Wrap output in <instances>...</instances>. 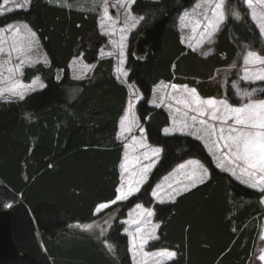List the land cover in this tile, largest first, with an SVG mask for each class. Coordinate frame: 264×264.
<instances>
[{"label":"trees","instance_id":"obj_1","mask_svg":"<svg viewBox=\"0 0 264 264\" xmlns=\"http://www.w3.org/2000/svg\"><path fill=\"white\" fill-rule=\"evenodd\" d=\"M191 3L136 0L132 5L143 20L130 34L128 79L143 95L137 110L148 139L165 148L166 156L141 191L117 206L120 218L137 203L152 206L150 191L156 178L188 157L198 158L208 164L210 178L173 202L155 205L160 227L151 247L176 252L165 264H252L263 193L213 166L199 141L164 135L168 113L150 105L153 87L161 80L190 85L204 97L224 95L239 103L217 71L232 64L238 43L258 47L259 35L247 14L240 21L228 18L215 52L203 58L187 49L175 27L176 16ZM165 15L170 20L158 49L136 56L137 37ZM13 21L26 22L37 32L50 66L28 69L31 77L42 76L44 89L22 100L0 102V211L8 205L13 209V237L20 250L17 258L0 264H129L122 224L116 221L113 226L117 260L93 235L74 231L75 225L95 218L98 204L116 198L120 182L123 144L117 133L127 88L114 77L112 58L99 60L87 80L72 79L69 70L71 59L86 49V39L100 35L98 13L69 8L57 0H32L28 9L0 16V26ZM75 86L80 91L74 96Z\"/></svg>","mask_w":264,"mask_h":264},{"label":"rangeland","instance_id":"obj_2","mask_svg":"<svg viewBox=\"0 0 264 264\" xmlns=\"http://www.w3.org/2000/svg\"><path fill=\"white\" fill-rule=\"evenodd\" d=\"M72 1L75 4H72ZM135 1L57 0L60 5L63 3L69 8L76 7L84 11H96L99 13L101 19L99 33L104 37V40L94 55H96V60L104 57L112 58L115 61L114 74L116 79L127 88L129 102L120 121L121 129L119 133V139L124 141L123 161L120 169V188L122 187L124 191H127L129 183L134 188H138L129 197L141 191L144 184L149 180L154 168L166 156L165 148L152 144L148 139L145 126L140 122L137 110L139 99L143 95L135 83L128 79L129 70L126 67V63L130 34L142 26L143 20V16L136 15L132 10V5ZM31 3L32 0H5L1 5L0 14L3 16L13 9H28ZM212 6L206 3L205 0H193L176 16L175 27L179 31L182 43L187 49L194 51L203 58L215 52L214 45L223 30L222 26L228 18L240 21L244 14L249 16V12L251 11L252 13V9L248 7L245 0H226L224 6L225 18L213 30L209 21L215 23L217 18L213 15ZM254 7L257 13L264 11V6L254 5ZM148 18L153 20L151 16ZM250 19L251 25L259 35V46L252 47L238 43L235 60L229 67L220 68L217 71L222 76L224 84L230 85L235 95L239 98L238 104L231 103L224 95L204 97L198 93V96H201H199L201 102L211 98L217 102L216 106L219 105V113H216L219 119L212 120L213 110L203 103L196 104L193 101V96L187 95V101L191 109L185 108V103L178 102L184 97L182 88L184 89V86H187V88L192 86L163 81L154 86L150 100L154 104L162 106L164 111L168 113L169 123L162 129L164 135L183 134L199 141L210 156L213 166L228 173L239 183L263 193L260 203L264 209V191L260 188L251 187L249 183H244L243 181L247 180L248 177L242 176L238 167L235 168L236 175L232 174L229 169L234 168V165L230 163V156L226 155L227 149L223 147L224 141L218 138L221 128L224 129V135H227L229 127L233 125L232 114L225 109L224 105L220 103L221 101L226 102L231 108H237L252 101L264 100V80L256 79L257 74H264V64L255 60L245 61V57L249 52L257 53L259 56L264 57V34L261 33L257 21L253 20V18ZM209 32H211L210 36L208 35ZM139 37H137V40ZM90 55L92 56L93 54ZM47 60L48 57L43 45H41L29 24L13 21L0 26V90L4 96H17L23 93L21 89L22 75H18L19 66L23 70L24 64L39 61L46 62ZM97 61L90 62L87 56L81 52L74 59L69 69L70 77L75 80L91 78ZM58 77H61L60 73ZM173 85L176 87L174 88ZM9 89L12 90L9 91ZM73 91L75 96L80 91V88L75 86ZM197 108L200 111L196 112L193 110ZM200 112H204V114L201 115ZM193 116L197 117L195 121L192 119ZM225 117H229L226 122L224 120ZM200 120H206L207 124H201ZM208 125L215 126L216 135L210 134L211 130ZM165 129L168 131H165ZM155 149H159V152H155ZM220 165L223 166L221 167ZM146 168L148 170L144 171ZM210 175L211 172L207 163L195 157H188L183 162L173 165L164 175L156 178L155 184L150 191L152 206L145 205L142 202L137 203L126 211V216L123 218H120V206L114 205L112 208L108 206L100 211L96 209L95 218L91 222L75 225L74 231L93 235L113 257L116 256L117 260V248L112 244L114 242L113 239L118 237H116V229L113 227L117 221L122 224V233L127 238L130 255L129 264H165L176 257V252L167 248L155 249L150 245L158 240L159 237L160 223L155 218V205L173 202L180 194L207 181ZM137 181L141 182L137 183ZM138 205L140 207H137ZM6 208H10V206L8 205ZM149 212L152 215H148ZM85 225H90L91 227L86 228L84 227ZM117 240L119 246L122 247V242L119 239ZM165 249L175 253V256L169 259L159 255H151ZM262 253H264V212L261 215L260 233L251 257L252 264H264V261L259 259Z\"/></svg>","mask_w":264,"mask_h":264},{"label":"snow or ice","instance_id":"obj_3","mask_svg":"<svg viewBox=\"0 0 264 264\" xmlns=\"http://www.w3.org/2000/svg\"><path fill=\"white\" fill-rule=\"evenodd\" d=\"M205 2L213 5L211 10L217 19L215 23L209 21V24L213 30H215L218 24L225 18L224 6L226 0H205ZM245 3L250 9H252V18L257 21L261 33L264 34V11L257 13L256 8L254 7V5L264 6V0H245ZM208 35L210 36L211 32H209ZM251 60L264 64V57L259 56L257 53L249 52L247 54L245 61L250 62ZM256 79L264 80V74H257ZM173 87L175 88L176 86L173 85ZM184 87L187 88V86ZM11 90L12 89H9V91ZM191 93L193 94V101L196 104L203 103L213 110L211 115L212 120L219 119L216 115L217 102L214 99L210 98L201 102L195 93V89H192ZM178 102L188 105V101ZM220 103L223 104L225 109L232 114L231 119L233 120V125L229 127L228 134L224 135V129L221 128L218 137L219 140L224 141L223 147L227 149L226 155L230 156V163L234 165V168L229 170L232 171L233 175H236L235 168L238 167L241 175L248 177L247 180L243 181L244 183H249L251 187L260 188L264 191V100L252 101L237 108L229 107L224 101H221ZM193 110L200 111L198 108ZM200 114L203 115L204 112H200ZM228 118L229 117L224 118L225 122ZM192 119L195 121L197 117L193 116ZM200 123L207 124V121L200 120ZM208 128L211 130V135L217 134L214 125H208ZM165 131L168 130L165 129ZM214 143H216V141H214ZM154 151L158 153L159 149H155ZM220 166L222 167L223 165ZM147 170V168L144 169V171ZM140 182L141 181H137V183ZM137 190L138 188H134L131 183H129L127 191H124L122 187L118 188V194L116 195L115 200L111 201V203L125 200ZM153 194L155 195V193ZM105 207H108V204H101L97 208V211H100ZM137 207L140 206L138 205ZM148 215H152V213L149 212ZM84 227L87 228L91 226L85 225ZM151 255H159L170 259L175 256V253L165 249L161 250L159 253H153ZM259 259L264 261V253L260 255Z\"/></svg>","mask_w":264,"mask_h":264},{"label":"water","instance_id":"obj_4","mask_svg":"<svg viewBox=\"0 0 264 264\" xmlns=\"http://www.w3.org/2000/svg\"><path fill=\"white\" fill-rule=\"evenodd\" d=\"M192 1L182 0L183 4H188ZM169 20L170 16L165 15L145 30L144 35L137 42L139 54L146 52V46H149L148 49L153 52L158 49ZM100 43L99 41L98 45ZM95 58L92 56L89 58V61H93ZM13 217L14 212L12 208H6L0 211V260L17 258L20 255V250L13 237Z\"/></svg>","mask_w":264,"mask_h":264},{"label":"crops","instance_id":"obj_5","mask_svg":"<svg viewBox=\"0 0 264 264\" xmlns=\"http://www.w3.org/2000/svg\"><path fill=\"white\" fill-rule=\"evenodd\" d=\"M5 0H1V3H0V9H1V5L3 4V2H4ZM20 4V3H19ZM99 12V11H98ZM1 15V14H0ZM249 16H250V18H252V13H251V11L249 12ZM100 21H101V19H100V16H99V13H98V32H99V27H100ZM21 22H23V21H21ZM26 23V22H25ZM28 24V23H27ZM30 26V25H29ZM31 27V26H30ZM223 28H224V25L222 26ZM221 27V28H222ZM32 28V27H31ZM33 29V28H32ZM33 31H34V29H33ZM35 32V34H36V37L38 38V40H39V42L41 43V41H40V39H39V37H38V34H37V32L36 31H34ZM41 45H42V43H41ZM45 51V50H44ZM46 53V52H45ZM47 57H48V55H47ZM77 56H74L72 59H71V61H70V63H69V68H71V65H72V63H73V61H74V59L76 58ZM102 59H107L106 57H104V58H99V60H102ZM21 63H23V62H21ZM39 64H42L43 66H45V67H49L50 66V59H49V57H48V60L46 61V62H35V63H31V64H24V68H23V70H22V67L21 66H19V68H18V75H22V84H21V89L23 90L22 92L23 93H21V95H17V96H12V95H3V93L1 92V90H0V102H10V101H17V100H22V99H24V98H26V96L27 95H29V94H31V93H33V92H36V91H40V90H42V89H44L45 87H46V83L44 82V80H43V78H42V76L40 75V74H35V75H33L32 77L30 76V71H28V69H30V68H35L36 66H38ZM21 65V64H20ZM114 65H115V61H114ZM95 68V67H94ZM93 68V69H94ZM5 73H6V71H4ZM114 72H115V66H113V75H114V77L116 78V76H115V74H114ZM58 75H59V73H57V75H56V77H57V79H59V77H58ZM26 77H27V79H26ZM117 80V79H116ZM118 81V80H117ZM161 81H163V82H166V83H171V82H168V81H165V80H161ZM160 81V82H161ZM119 82V81H118ZM160 82H158V83H160ZM224 82V81H223ZM120 83V82H119ZM157 83V84H158ZM121 85H123L122 83H120ZM156 84V85H157ZM155 85V86H156ZM125 86V85H124ZM18 87H19V85H18ZM126 87V86H125ZM190 87V86H189ZM154 88V87H153ZM0 89H1V87H0ZM192 89H195V88H193V87H190V88H182V91H184V97L183 98H181L183 101H187V95H190V96H193V94L191 93V90ZM197 92V93H196ZM195 93H196V95L198 96V91L195 89ZM201 95V94H200ZM199 95V96H200ZM198 96V97H199ZM202 96V95H201ZM200 96V97H201ZM200 97H199V99H200ZM142 98V97H141ZM141 99H139V101H140ZM182 100H180V101H182ZM201 100V99H200ZM128 99H127V103H126V108H127V105H128ZM150 104L152 105V106H154V107H158V108H162V106H158V105H156V104H154L153 102H151V100H150ZM126 108H125V110H126ZM185 108H188V109H191L190 108V105H189V102H188V105H186L185 106ZM125 110H124V112H123V114H122V116L120 117V119H119V124H118V126H119V129H118V133H117V140L120 142V143H122L123 144V152H124V141L123 140H121V139H119V133H120V126H121V119H122V117L124 116V114H125ZM197 112V111H196ZM216 113H219V105L218 106H216ZM141 122V121H140ZM142 123V122H141ZM142 125L143 126H145V124H143L142 123ZM122 161H123V153H122V159H121V161H120V164H119V174H120V182H119V185H118V187H117V189L118 188H120V185H121V171H120V169H121V164H122ZM117 194H118V192H117ZM115 200V199H114ZM126 200V199H125ZM123 200H121V201H116L115 203H111V201L110 202H103V203H100V204H98L97 206H96V208H95V210H94V216H95V212H96V209L98 208V206L99 205H101V204H108V206L109 207H113L114 205H116L117 203H119V202H122Z\"/></svg>","mask_w":264,"mask_h":264},{"label":"flooded vegetation","instance_id":"obj_6","mask_svg":"<svg viewBox=\"0 0 264 264\" xmlns=\"http://www.w3.org/2000/svg\"><path fill=\"white\" fill-rule=\"evenodd\" d=\"M101 40V43H100V46L102 45L103 43V36H98V35H94V36H91L89 38L86 39L85 41V47L86 49H84V55L87 56V58H89L91 55L90 54H96L98 49L100 48V46L98 47L97 44H98V40Z\"/></svg>","mask_w":264,"mask_h":264},{"label":"clouds","instance_id":"obj_7","mask_svg":"<svg viewBox=\"0 0 264 264\" xmlns=\"http://www.w3.org/2000/svg\"><path fill=\"white\" fill-rule=\"evenodd\" d=\"M80 54V53H79Z\"/></svg>","mask_w":264,"mask_h":264}]
</instances>
